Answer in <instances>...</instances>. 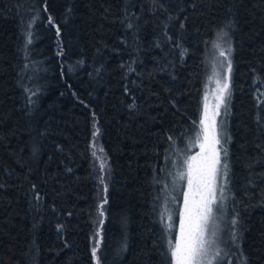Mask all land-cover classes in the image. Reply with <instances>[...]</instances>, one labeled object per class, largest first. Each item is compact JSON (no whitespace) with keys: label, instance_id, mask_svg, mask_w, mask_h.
<instances>
[{"label":"trees","instance_id":"1","mask_svg":"<svg viewBox=\"0 0 264 264\" xmlns=\"http://www.w3.org/2000/svg\"><path fill=\"white\" fill-rule=\"evenodd\" d=\"M216 37L218 264H264V0H0V264H172Z\"/></svg>","mask_w":264,"mask_h":264},{"label":"snow or ice","instance_id":"2","mask_svg":"<svg viewBox=\"0 0 264 264\" xmlns=\"http://www.w3.org/2000/svg\"><path fill=\"white\" fill-rule=\"evenodd\" d=\"M227 53L228 55L222 51L220 55L228 61L227 68L230 72L231 61L229 55L231 48L227 49ZM217 82L219 83V80ZM229 95V85L224 83L220 88L217 107L220 104L226 105ZM206 120L207 113L200 121V124L204 126L205 141L207 142L211 135L213 144L220 145V149H222L218 122L213 120L211 130H209ZM97 132H94L93 135H97ZM199 136L200 133H197V140H199ZM201 149L202 153H198L197 156L203 154V158L198 163H191L197 160V156L188 157L184 161L188 169L187 173L183 170L176 173L175 180H183L187 177L188 190L184 192V204L180 210L179 234L174 241L172 239L168 241L172 264H218L221 259V249L217 246L216 240L215 212L217 206L222 205L225 200L228 166L226 161L223 163L221 161L220 149L213 147L211 154H208L204 145H201ZM223 155L227 156L226 150H223ZM93 156H97L95 146ZM97 159L101 160L100 170L103 173L106 167V159L102 157H97ZM218 177H222L224 182L219 183ZM101 183H103V175H101ZM196 197H199V199H196ZM101 215H103V212H101ZM162 215H167L168 220L172 218L167 208ZM235 223L236 221L233 219L232 224L235 225ZM167 227L170 228L171 225H167ZM233 237L235 238V234H233ZM95 254L96 249L94 248L93 255L95 256Z\"/></svg>","mask_w":264,"mask_h":264},{"label":"rangeland","instance_id":"3","mask_svg":"<svg viewBox=\"0 0 264 264\" xmlns=\"http://www.w3.org/2000/svg\"><path fill=\"white\" fill-rule=\"evenodd\" d=\"M230 48L229 42L223 37H216L211 45L210 48V54L205 55V63L207 62V70L205 74V80L203 85V91L201 96V108H200V115L198 120V133H200L199 140H197V136L195 137L194 141L189 145L192 150L189 152L187 151L185 153V156L183 158V161L181 163L180 170H183L185 173H187V166L184 164V161L188 157L197 156L198 153H202L201 151H198V147L201 145L205 146V149L207 150L208 154H211V150L213 147L219 149V145H214L212 142L211 135L209 136V140L206 142L204 138L203 128L204 126L200 124L201 119L205 116V113H207V120L206 124L209 127V130H211L212 122L215 120L216 122L219 121V115L221 112V109L223 108L224 104H220L219 107H217L219 100L218 97L220 96V88L224 83H229V71L227 68L228 61L225 60L224 56H221L220 53L223 51L226 55L227 49ZM218 74V75H217ZM219 80V83L217 82ZM216 113H219L218 115ZM218 130H219V122H218ZM203 158V154L201 156H197L196 161H192L191 163L196 164ZM219 178V177H218ZM217 178V179H218ZM175 179H173L172 183ZM181 195L180 199L178 200V209H177V216L175 219V229H176V236L179 234V228H180V210L183 207L184 204V192L188 190V184H187V177L185 179L181 180ZM219 182V181H218ZM180 180H175V184L173 183V191L177 192L178 186H179ZM196 199H199V197H196ZM224 204V202H223ZM218 205L217 210L215 212L216 221H215V231H216V240H217V246L222 250L220 242H221V225H222V219H223V208L224 206ZM175 240V239H174Z\"/></svg>","mask_w":264,"mask_h":264},{"label":"water","instance_id":"4","mask_svg":"<svg viewBox=\"0 0 264 264\" xmlns=\"http://www.w3.org/2000/svg\"><path fill=\"white\" fill-rule=\"evenodd\" d=\"M201 150H202V149H201V146H199V147H198V151H201Z\"/></svg>","mask_w":264,"mask_h":264}]
</instances>
